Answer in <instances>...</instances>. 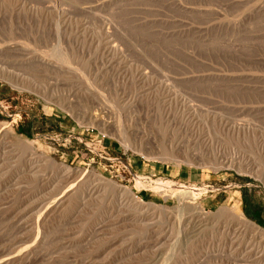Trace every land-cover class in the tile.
Here are the masks:
<instances>
[{
    "label": "rangeland",
    "instance_id": "1",
    "mask_svg": "<svg viewBox=\"0 0 264 264\" xmlns=\"http://www.w3.org/2000/svg\"><path fill=\"white\" fill-rule=\"evenodd\" d=\"M1 125L0 264H264V0H0Z\"/></svg>",
    "mask_w": 264,
    "mask_h": 264
},
{
    "label": "bare ground",
    "instance_id": "2",
    "mask_svg": "<svg viewBox=\"0 0 264 264\" xmlns=\"http://www.w3.org/2000/svg\"><path fill=\"white\" fill-rule=\"evenodd\" d=\"M64 109V108H63ZM91 120H93V122H95V123H98V124H105V122H104V119H102V117H101V115H99V114H93L92 115V117L90 118ZM97 126H99V125H97ZM106 127V126H105ZM0 130H3L4 131V133L2 134L3 136L4 135H10V132L8 131V130H6V127L5 126H3V125H1L0 126ZM8 139V138H7ZM10 139V138H9ZM13 139H15V138H13ZM17 139V138H16ZM11 140V139H10ZM12 141V140H11ZM10 141V142H11ZM6 142V141H5ZM15 144V143H14ZM11 145V144H10ZM18 145H20L19 143H18ZM23 145H25V144H23ZM12 146V145H11ZM22 146V145H21ZM27 146H29V145H27ZM32 147V146H31ZM12 148H13V146H12ZM11 148V149H12ZM15 149V148H14ZM18 149V148H17ZM28 151V150H27ZM14 152V151H13ZM18 152V151H17ZM26 152V151H25ZM4 153V152H3ZM10 153V152H9ZM15 153V152H14ZM10 154H12V153H10ZM177 154V153H176ZM31 156H30V158H28L29 160H27L26 162H27V164L28 163H30V162H32V161H34V162H37V163H40L39 161H43L44 160V157L43 156H38L37 154H35V153H31L30 154ZM13 156L14 155H11V156H8V158L10 157V159H13ZM37 156V157H36ZM178 156V155H177ZM1 157V156H0ZM33 157H35V158H33ZM164 157V156H163ZM180 157V156H179ZM34 159V160H33ZM36 159V160H35ZM50 159V158H49ZM184 159V158H183ZM5 160V159H4ZM179 160V159H178ZM10 161V160H9ZM26 162H24V163H26ZM52 163V162H51ZM31 164V163H30ZM41 164V163H40ZM52 164H54V163H52ZM29 165V164H28ZM39 165V164H38ZM60 166V165H59ZM63 166V165H62ZM39 169V168H38ZM61 169V168H60ZM64 169V168H63ZM31 170V169H30ZM29 170V171H30ZM65 170H67V171H69V172H67V174L66 173H64V174H66V177L67 178H69L70 176H71V172L72 171H70V168L68 169V168H65ZM79 171V170H78ZM76 173V172H75ZM80 173V172H79ZM78 173V174H79ZM32 175V174H31ZM33 176V175H32ZM75 176V175H74ZM26 177V176H25ZM35 177V176H34ZM65 177V178H66ZM66 178V179H67ZM76 178V177H75ZM101 183H106L107 181L106 180H103L102 178H97ZM64 180V179H63ZM65 181V180H64ZM99 186H100V184H99ZM158 187L160 186V185H157ZM95 188H96V186H95ZM116 188V187H115ZM160 188H161V186H160ZM117 190V192H119V193H121V194H124L125 195V198L127 197V199H128V201H129V205L131 206H133V207H135V209L136 208H139V209H143V208H147V209H149L150 207H153V205H150V204H145L141 199H138L135 195H133V193L132 192H130L129 191V189L127 190V189H123V188H116ZM152 189V188H151ZM169 189V188H168ZM95 190V189H94ZM93 190V191H94ZM100 190V189H99ZM187 190V189H186ZM98 191V190H97ZM184 192V191H183ZM95 194V193H94ZM186 204V203H185ZM126 205V204H125ZM183 206H184V204H183ZM156 207V206H155ZM161 209H165L164 207H160ZM159 208V209H160ZM192 209V211H193V217L195 218V220H193V223H195V228H196V231H198L199 230V233L201 232V230H204V229H206L209 225H211L210 224V220H209V218L208 217H210V215L208 216V214H206L205 212H204V210L201 208V207H199V206H196V207H192L191 208ZM231 215H232V217H233V219L234 220H236L240 225H242V227H243V229H246V228H251V230H253V231H256V233H259V234H263L264 235V232L261 230V229H259L258 227H256L253 223H251V222H249L246 218H245V216L242 214H238L237 212H232L231 213ZM212 216V215H211ZM15 218V217H14ZM153 218V217H152ZM151 219V218H150ZM188 222V221H187ZM189 225V224H188ZM194 226V225H193ZM245 227V228H244ZM195 231V232H196ZM16 248V247H15Z\"/></svg>",
    "mask_w": 264,
    "mask_h": 264
}]
</instances>
